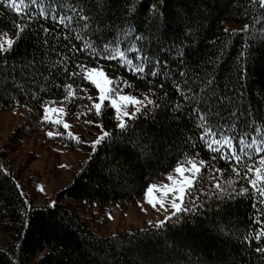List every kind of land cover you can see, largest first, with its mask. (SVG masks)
I'll use <instances>...</instances> for the list:
<instances>
[{
  "label": "trees",
  "instance_id": "16d2710c",
  "mask_svg": "<svg viewBox=\"0 0 264 264\" xmlns=\"http://www.w3.org/2000/svg\"><path fill=\"white\" fill-rule=\"evenodd\" d=\"M48 2L50 0L33 5L31 0L23 3L17 0L20 13L0 3V41L11 38L15 42L6 58L17 64L34 60L40 65L35 84L20 81L26 85L23 90L6 83V77H0V109L19 106L26 111L22 122L0 145V229L9 237L7 243L0 246V264H30L34 259L36 264H264V253L256 251L258 247L264 248V236L259 240L255 238L264 233V204L257 199L258 191L243 178L244 171L253 162L240 165L238 177L232 170V161L221 160L205 147L197 127L201 121L194 114L189 116L190 108L186 107L183 113H171V104L183 102L174 85V81L182 79L175 65L171 66L172 79L164 80L152 77L148 67L140 78L132 66L121 62L118 52L124 51L125 60L132 59L133 65L140 66L135 53L128 51L135 37L124 39L123 32L130 28L135 31L137 26L148 28L150 0H144L143 9L136 14L131 26L126 20L131 13L125 9L134 10L139 0H99V7L98 0H63L61 6L65 14H69V4L86 6V14L92 17L86 30L82 24L78 28L73 25L75 30H72L51 18L42 19L39 13L47 11ZM177 9L188 13L196 33L187 51V65L214 76L220 90L225 85L229 89L236 88L257 115L264 113V104L260 103L261 93H264V37L249 35L264 26V21L257 23L264 15L260 6H254L252 0H170L169 36L173 39L179 35V21L174 15ZM32 13L37 15L30 20ZM246 24H255V27L241 31ZM17 25L22 31H18ZM45 27L48 33L43 32ZM117 28L120 29L119 44L114 42ZM77 34L83 40H77ZM85 41L98 50L103 43L112 46L100 57L93 56L91 49L71 51L72 45L79 49ZM148 47L144 45L145 52ZM92 68H101L112 81V87L119 81L120 92L134 94L139 99L148 93V98L161 104V108L148 119L139 117L121 132L115 127L110 105L104 104L97 115L94 108L97 89L85 78ZM238 69L243 75H239ZM68 73L78 74L69 76ZM160 84L164 85L163 89L158 87ZM149 89L155 95L149 93ZM33 92L36 99L31 95ZM164 93H168L166 98ZM58 102L82 132L76 139L65 133L56 139L61 141L62 148L85 149L86 157L73 169L69 183L56 192L53 207L48 201L35 203L24 193L30 180L21 177L8 151L19 144L24 135L45 127L42 105ZM202 111L207 115L204 109ZM176 115L180 118L176 119ZM101 124L105 128L98 126ZM105 130L118 137L119 142L94 147L91 136ZM252 135L258 139L264 137V127ZM212 139L207 137L209 142ZM250 142L251 137L247 140ZM141 144L148 145V149H142ZM237 154H240L239 148ZM213 155H217L215 161L211 160ZM190 160L205 161L193 182L197 194L211 187L200 177H207L214 168L221 172H211L212 183L219 181L226 185L231 179L237 190L243 186L248 192L225 201L219 212L214 205L211 210L206 205L202 215L193 214L180 223L166 222L159 229L150 226L102 235L90 228L92 218L85 214L87 208L96 205L100 210H107L115 204L136 203L149 184L165 178L176 164ZM106 162H111V171L106 168L103 177L98 176L95 169ZM85 169H92L91 176L82 174ZM252 178L255 179V173ZM35 184L36 179H33L30 186ZM261 187L264 185L257 181V189ZM245 236L249 237L247 241Z\"/></svg>",
  "mask_w": 264,
  "mask_h": 264
},
{
  "label": "snow or ice",
  "instance_id": "6c2138e0",
  "mask_svg": "<svg viewBox=\"0 0 264 264\" xmlns=\"http://www.w3.org/2000/svg\"><path fill=\"white\" fill-rule=\"evenodd\" d=\"M21 2L23 3L24 0H21ZM42 2L44 0H31L33 5ZM0 3L15 10L17 13L21 12V6L17 3V0H0ZM62 3L63 0H50L47 4V11H41L39 13L40 17L42 19L51 18L55 23L63 25L66 29L75 30L73 25L78 28L81 24L83 29H89L92 17L86 14V6L82 7L79 4L72 6L69 4L67 9L69 14H65V10L61 6ZM169 3L170 0H150L147 9L148 15L150 16L148 28L140 29L137 26L135 31H131L130 28L123 32L124 39H128L130 36L135 37V40L132 42V47L128 51L135 53V59L140 62V66L136 67L133 65L132 59L125 60L124 51L118 52L121 62L132 66V70L140 74V78H143L145 69L148 67L150 68V75L152 77H161L164 80L172 79L174 73L171 70V66L175 65L177 73L182 79L179 82L174 81V85L178 96L182 98L183 102L171 104V113L173 115L183 113L186 107L190 108L191 112L189 116L194 114L201 121L197 127L200 129V139L205 141V147L215 152L221 160L232 161V170L238 177L240 176V165L247 161H252L253 163L244 171L243 178L254 191H258L259 195L257 199L260 203L264 204V187L257 189V181H260L264 185V137L258 139L255 135H252V133L260 132L261 128L264 127V113L257 115L256 110L253 109L251 104H245L243 93L238 92L236 88L229 89L225 85L224 89L220 90L219 86L216 85L214 76L209 75L207 72H202L199 67L193 70L187 65V51L191 47L193 37L196 33L192 30L193 24L190 21L188 13L183 9H177L174 15L179 21V35L175 39L169 36L171 30L168 13ZM252 3L254 6L258 4L261 10L264 11V0H252ZM99 6L98 0L97 7ZM143 6L144 0H139L134 10L125 9V11H130L131 13L126 17L129 26L134 24L136 14L143 9ZM36 15V13H32L29 19L31 20ZM261 21H264V15L259 18L257 23ZM252 27H255V24H246L241 31H248ZM17 29L18 31H22L19 25H17ZM43 32L48 33L49 29L45 27ZM144 32H147L148 35L145 36ZM257 34L264 37V26L260 27L257 32H249L250 37L253 38ZM76 39L83 40V37L77 34ZM119 41L120 29L117 28L114 42L119 44ZM14 43V40L11 38L0 41V77H6V83L23 90L26 85L21 84L20 81H30L32 84H35V74L40 71V65L34 60L27 64H17L14 61L10 62L6 58V55L12 50ZM44 43L47 44V41L45 40ZM137 44L140 47H137ZM145 44L149 46L147 52L144 51ZM111 46V43H103L102 48L98 50L90 42L85 41L79 49L76 48V45H72L71 51L85 52L91 49L93 56L100 57L103 51L109 49ZM66 67L67 65L65 64ZM94 73L95 69L89 72L85 78L98 89L99 101H111V107L115 110L116 120L118 121L115 127L121 132L128 127L129 123H134L139 117L148 119L155 115L156 109L161 108V104H157L148 98V93L143 95V99H138L134 95H120L119 81L116 82L115 86L110 87L109 85L112 81L105 76L103 71H100L98 74ZM238 73L239 75H243V71L240 69H238ZM77 74L68 73L69 76H75ZM158 87L163 89L164 85L160 84ZM149 93L155 95L151 89H149ZM31 95L33 99L37 98L34 92ZM71 95L69 93V96ZM167 96L168 93H164V97L166 98ZM124 102L132 105L131 111L122 110V107L125 106ZM260 103L264 104V93H261ZM42 107L46 113L49 111L48 105H42ZM94 108L97 111V115H99L101 103H94ZM202 109L207 112V115H205ZM52 111H55V109L53 108ZM179 118L176 115V119ZM42 119L50 120V116L45 115ZM210 121H214V123H209ZM56 122L59 123V121ZM98 126L105 128L102 124ZM47 135L51 137L53 133L48 132ZM57 135L60 134L57 133ZM69 135L71 136V133ZM209 136L213 137L210 142L207 141V137ZM249 137H251V142L247 143ZM106 142L116 144L119 142V138L114 137L113 133L105 130L91 144L94 147H98ZM140 147L147 150L149 146L141 144ZM237 148H239L240 154H237ZM217 155H213L211 160L215 161ZM89 162L92 163L91 158ZM198 163L204 165L205 161L200 160ZM256 164H259L261 167H256ZM106 168L109 172L111 171V162L103 163L98 169H95V172L98 176L103 177ZM213 170L218 173L221 172V169L214 168L209 170L207 177H200V179L206 180L211 187L201 189L198 194L194 192V186L190 180L180 182L179 186L173 189V191L179 193L180 202L177 203L176 200H173V212L169 213L164 220L157 221L153 225V228L159 229L166 222L170 221L180 223L183 218L190 217L193 214L197 216L202 215L206 205L208 206V210H211L214 205L216 211L219 212L225 201L233 200L237 196H242L248 192V188L243 186L237 190L231 179L226 182V185H222L219 181L212 183L213 177L211 172ZM175 171L179 173L185 170L177 167ZM200 171L201 169L194 162L192 164V173H199ZM192 173H189V176ZM253 173H255V179L252 178ZM82 174L91 176L92 169H85ZM151 188L152 186H149V192H151ZM201 197H207V199H201ZM51 206L54 207V202ZM153 206H155L154 203ZM40 215L41 213L38 212L37 216L39 217ZM149 223L152 222L150 221ZM37 226L43 227L40 224ZM262 236H264V233L257 234L255 238L259 240ZM248 239V236L244 237L245 241ZM256 251L264 253V248L258 247Z\"/></svg>",
  "mask_w": 264,
  "mask_h": 264
},
{
  "label": "rangeland",
  "instance_id": "374dc122",
  "mask_svg": "<svg viewBox=\"0 0 264 264\" xmlns=\"http://www.w3.org/2000/svg\"><path fill=\"white\" fill-rule=\"evenodd\" d=\"M93 69H95L94 74L103 71L101 68H92L86 74L92 72ZM105 76L109 79L106 73ZM109 86L112 87L111 84ZM119 94L134 95L123 92ZM116 98L118 99V97ZM94 103H101V107L104 104L111 106L110 100L99 101L98 89ZM124 105L122 110H132V105L127 104V102H124ZM48 106L49 111L46 113L43 109L42 112V117L50 116V120L43 119L45 127L41 128L42 130L36 129L24 135L19 144L13 145L8 151V156L13 165L19 169L21 177L30 180L24 189V193L32 197L35 203L55 202L56 192L69 183L73 169L78 166L80 160L86 157L85 149L62 148L61 141L56 139L59 136L57 133L60 135L65 133L67 136H70L69 133H71V136L76 139L82 130L75 120L67 116L62 103L58 102ZM53 108L55 111H52ZM113 111L116 125L118 121L115 110L113 109ZM25 115L26 111L19 106L0 109V145L7 140L8 135L22 122ZM46 122H48L47 125ZM48 132H52L53 136H48ZM100 134V131H96V134L91 136L92 141L96 140ZM194 162L197 163V167L201 168V165L194 160L176 164L165 178L149 184L152 186L151 192H149L148 186L144 195L136 203L115 204L107 210H100L96 205L87 208L85 214L92 218L90 228L102 235H113L123 231L147 228L153 226L157 221L164 220L169 213L173 212V200H176L177 203L180 202L179 193L173 189L184 180L194 182L197 175V173H192ZM177 167L185 171L178 173L175 171ZM189 173L192 175L189 176ZM33 179H36L34 187L30 186ZM41 189L43 190L41 191ZM150 221L152 223H149ZM8 238L7 233L0 229V246L5 245ZM30 264H36L35 259Z\"/></svg>",
  "mask_w": 264,
  "mask_h": 264
}]
</instances>
